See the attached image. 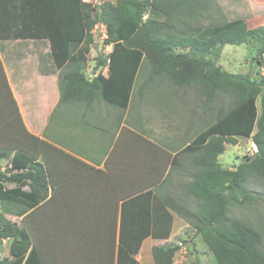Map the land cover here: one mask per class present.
<instances>
[{
    "label": "trees",
    "instance_id": "16d2710c",
    "mask_svg": "<svg viewBox=\"0 0 264 264\" xmlns=\"http://www.w3.org/2000/svg\"><path fill=\"white\" fill-rule=\"evenodd\" d=\"M14 3H18L23 27L14 33V39L48 41L53 65L59 71L61 102L89 105L102 101L126 109L143 60L150 68V81L160 78L168 81L170 88L192 89L204 96V110H211L222 94L228 99L226 110L218 109L216 120L182 150L186 166L173 160L164 175L152 152L156 146L145 145L143 140L136 148L131 145L128 153L144 154L142 149L149 160L143 167L142 181L133 173L125 189L121 183L111 184L119 188L116 199L122 201L116 264H136L134 256L147 237L167 239L171 213L193 223V236L200 235L213 255V264H264L260 234L250 225L227 217L232 202L240 196L251 197L252 192L245 189L249 177L264 181V78L257 82L248 74H231L216 64L222 47L250 40L261 43L257 56L264 55V25L249 28L237 19L196 29L179 22L183 13L189 12L187 0H117L115 5H92L82 0ZM0 9L8 10L7 0H0ZM100 26L105 27L103 45L111 50L97 58L89 78L85 74L87 56L94 43L93 30ZM160 83L144 82L141 91ZM2 84L0 160L9 164L0 167V253L3 242L8 241L7 256L0 258V264H41L40 251L28 232V212L45 201L48 187L56 191L59 184L48 183L43 164L36 162L38 158L46 161L50 146L26 130L6 81ZM234 138L252 140L257 153L235 170H224L218 157ZM172 174L187 181H176ZM166 183V192H159ZM189 198L196 204L195 212L188 210ZM178 250L176 245L153 246L154 264H172Z\"/></svg>",
    "mask_w": 264,
    "mask_h": 264
},
{
    "label": "crops",
    "instance_id": "0c3cea01",
    "mask_svg": "<svg viewBox=\"0 0 264 264\" xmlns=\"http://www.w3.org/2000/svg\"><path fill=\"white\" fill-rule=\"evenodd\" d=\"M14 1L7 0L6 12L0 9V88L2 82L6 81L26 130L50 146L45 153L46 161L38 158L36 162L43 164L48 183L59 184L56 191L48 187L45 201L28 212L29 235L40 251L41 264H116L122 201L116 199L119 188L111 184L121 183L125 189L126 183L132 181L133 173H137V180L142 181L143 167L149 160L147 152L142 149L144 154L128 153L132 151L131 145L136 148L143 140L145 145L150 143L156 146L152 152L166 175L173 160L186 166L187 157L182 150L196 136L183 140L184 131L183 138L179 134L173 138L160 136L159 140L157 136L163 135L162 130L151 126L147 117H144L142 128H133L126 123L131 102L126 109L102 101L89 105L75 101L61 102L57 82L59 71L53 65L48 41L14 39V33L23 28L18 3ZM82 1L92 5L103 2L115 5L117 2ZM187 1L189 12L183 13L179 22L196 29L216 24L211 23L215 0ZM206 21L210 23L205 25ZM28 58L32 71H28L26 66ZM152 86L160 92L156 94L157 99L163 100L160 99L164 97V92L159 89L161 86ZM144 91L151 93L152 89ZM3 162L7 163V160H0L1 168ZM168 185L166 183L159 192L165 193ZM51 199L54 200L49 202ZM50 204L57 208V224L61 223L67 247H54L55 241L48 238L51 233L48 230L51 224ZM171 216L167 239L145 238L134 256L136 264H154L152 247L171 246L168 243L186 226L187 223L179 216L173 213ZM52 234L61 239L59 230L54 228ZM143 245H146L145 252L141 251ZM7 253L8 245L5 256Z\"/></svg>",
    "mask_w": 264,
    "mask_h": 264
},
{
    "label": "rangeland",
    "instance_id": "374dc122",
    "mask_svg": "<svg viewBox=\"0 0 264 264\" xmlns=\"http://www.w3.org/2000/svg\"><path fill=\"white\" fill-rule=\"evenodd\" d=\"M214 6V17L211 23L230 22L240 18L245 20L249 28L264 25V0H215ZM209 23L206 21L204 24ZM104 32L105 27L101 26L95 27L93 30L94 43L87 56L88 63L85 70V74L89 78H91V70L95 66L97 58L99 56L104 57L111 50V46L103 45ZM259 44L261 43L256 40H250L246 44L239 46L225 45L221 49L219 58L216 59V64L228 73L248 74L252 79L259 82V77L264 78V55H261V57L257 56L261 46ZM29 59L26 66L31 62ZM210 59L215 58L210 56ZM257 62H261V65H257ZM66 69L70 70L71 68L67 67ZM28 71H32L29 66ZM101 71L103 74L107 72L105 67ZM149 71V66L143 60L133 86L131 105L126 118V123H130L133 128L139 126L142 128L145 124L144 117H147L151 126L162 130L163 135L159 134L157 136L159 140H161L160 136L161 138H168V136L173 138L179 134L181 138L184 131L186 133L184 138L182 137L183 140H191L201 130L216 120L218 109L225 111L227 108L228 99L222 94L211 104V110H204V96L196 95L190 88L181 90L170 88L166 83L168 81L160 78H153V81H150ZM144 82H162L159 89L164 92V97L160 99L165 101L160 102L163 100L159 101L157 99L158 96L156 94L160 92H157L153 87L150 88L152 89L151 93L141 91V86ZM140 95L143 96L140 97ZM257 106L259 109V103H257ZM256 153L257 149L252 140L234 138L231 144L226 145V150L219 157L218 163L222 169L233 171L241 163L248 162ZM8 164L3 162L2 168L8 167ZM174 179L176 181H187L182 176H179V178L174 176ZM245 189L252 192L251 197L243 199L240 196L237 201L232 202L227 208V217L232 221H241L253 227L260 234L261 241L264 244V181L258 177L251 176L245 183ZM188 201V210L195 212L197 210L195 202L193 203L192 198H189ZM50 211L51 224L48 226V230L51 233L48 238L50 241H55L54 247L57 245L67 247L66 240L62 234L64 231H61V223L60 225L57 224V208L50 204ZM9 219L16 222L19 221L15 218ZM192 224L191 221H188L186 226L179 231L177 237L171 243H168L171 246L176 245L174 242L179 244L176 245L179 246V250L176 252L177 255H174L173 264H213V255L200 235L193 236L196 228ZM54 228L59 230L61 239L52 234ZM58 241L59 243H57ZM7 245L8 241H4L0 258L6 255ZM145 250L146 245H143L141 251L145 252Z\"/></svg>",
    "mask_w": 264,
    "mask_h": 264
}]
</instances>
